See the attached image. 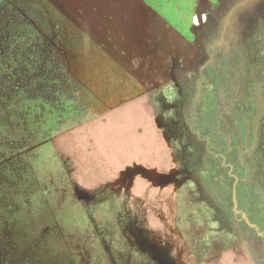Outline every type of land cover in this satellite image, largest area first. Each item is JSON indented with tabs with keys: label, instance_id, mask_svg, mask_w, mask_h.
I'll list each match as a JSON object with an SVG mask.
<instances>
[{
	"label": "rangeland",
	"instance_id": "obj_1",
	"mask_svg": "<svg viewBox=\"0 0 264 264\" xmlns=\"http://www.w3.org/2000/svg\"><path fill=\"white\" fill-rule=\"evenodd\" d=\"M7 1L35 23L42 32L47 46L67 65L70 56L60 38L64 24L62 26L60 20L51 17V15L56 16L57 8H50L55 1ZM160 1H158L159 10L163 19L165 21L169 19L171 23L177 25L178 30H182L176 33L178 38L175 39V48H173L176 52L171 51L172 55L170 54L169 58V73L173 76L171 82L174 81L175 74L179 73L185 77L181 95L177 96L172 90L169 98L163 97L161 95L163 92H159L165 86L152 91L159 122L174 150L178 176L182 178L186 173L191 176L181 189L183 194L177 196L178 230L175 228L173 215L171 219L166 217V224L163 223L160 228L152 225L154 230L152 231L151 228L146 233L156 241L157 247H154V253L148 256L151 259L149 260L146 258L147 255L142 254L141 249L133 246L124 247L119 241L121 233L118 229L113 227L112 231L108 230V227L111 229L113 226L111 224L116 217L109 216L105 208L108 205L105 200L104 203L102 200L98 202L99 196L110 197L107 191L104 193L102 190H92L98 198L93 202H87L90 213L88 216L73 188L74 182L83 188L87 186L77 183L78 178L72 171L75 163L71 156L72 136L78 131L72 128L73 133L69 129L53 137L55 152L58 155L54 158L56 163L55 165L47 163L43 178L41 177L42 182L40 179L34 184L38 189L31 194L33 205L25 210L21 208L15 211L10 223L0 224V264H174V262L176 264H264V230L250 219L246 211L239 209L237 178L231 167L234 156L232 154L225 157L227 145L217 141L216 134L212 132L214 130H210L208 124L203 123L200 113L207 70L217 64L215 57L222 52V47L229 44L225 33L236 21L247 20L248 16L245 13L257 6L262 7L264 0ZM243 12L244 15L240 17L239 14ZM199 15L202 16L199 18ZM233 29L239 31L233 38L239 40V45L242 44L244 29L242 26ZM254 32L257 37H262L259 48L264 49V34L260 35V30L257 28ZM250 44L253 49L255 43ZM248 49L244 44L240 47L242 55L236 71L238 76L236 83L240 84V87L243 81L250 80L245 73L248 57L252 58L248 55L251 52ZM172 58L173 63H171ZM196 64L199 66L194 70L190 83L189 79L186 80L188 75L186 73ZM260 68L262 66L254 64L256 72L253 69L251 76V79H256L258 88L262 83H258L257 79L261 80L264 77V70ZM223 88L221 86V91ZM261 92H263L262 88L255 90L253 98L259 104V117L264 118V94ZM227 94L232 93L228 91ZM221 98V96L217 97L216 100ZM171 99L175 100L170 101ZM169 103L173 106L170 112H168L170 109L164 107V105L169 106ZM247 121L251 124L249 129L251 135L247 136L251 145V142L259 139L261 127L257 124L254 114L252 117L249 116ZM216 126L218 127L217 120ZM173 136H177L175 144ZM180 138L183 140V145L178 144ZM174 145L180 147L176 149ZM200 152L212 154L217 160L219 171L217 179H224L220 180L221 185L217 182L204 184L196 164L197 153ZM219 153L224 156V160L219 159ZM68 156L70 159H67ZM187 190L190 191L188 197L184 193ZM211 206L215 213L213 216L208 209ZM241 214L248 225L243 222ZM261 214L264 216V209ZM5 215L1 216L7 220ZM95 225L99 231L96 230ZM175 230L178 232L175 233ZM146 237L137 236L136 242L143 245V239L147 240ZM169 252L172 256H169ZM110 256L112 259L109 258Z\"/></svg>",
	"mask_w": 264,
	"mask_h": 264
},
{
	"label": "crops",
	"instance_id": "obj_2",
	"mask_svg": "<svg viewBox=\"0 0 264 264\" xmlns=\"http://www.w3.org/2000/svg\"><path fill=\"white\" fill-rule=\"evenodd\" d=\"M52 1L51 17L64 24L67 67L94 113L72 129L76 134L70 129L72 171L87 187L77 186L88 195L117 191L144 227L160 228L173 215L178 230V185L166 178L176 175V159L152 91L172 84L169 58L182 30L163 19L160 0Z\"/></svg>",
	"mask_w": 264,
	"mask_h": 264
},
{
	"label": "trees",
	"instance_id": "obj_3",
	"mask_svg": "<svg viewBox=\"0 0 264 264\" xmlns=\"http://www.w3.org/2000/svg\"><path fill=\"white\" fill-rule=\"evenodd\" d=\"M245 15L247 20H238L226 30L229 44L215 57L217 64H210L212 67L207 70L200 113L203 123L216 131L212 132L217 141L227 145L225 157L234 156L231 167L237 178L239 209L246 211L250 219L264 230V216L261 214L264 209V118L259 117V104L253 98L257 89L262 88L264 94V77L257 79L262 83L259 88L256 79H251L254 64L264 70V49L259 48L262 37H257L254 32L257 28L260 35L264 34V4ZM236 26H242L245 31L241 40L244 42L240 45L239 40L233 38L239 33L233 29ZM251 42L255 43L253 49ZM243 44L246 49L250 47L248 55L252 58L248 57L245 70L250 80L243 81L240 87L236 83V71ZM176 85L172 83L159 93L174 89L180 96ZM221 86L224 87L223 94ZM81 89L66 63L47 46L35 23L7 0H0V216L6 214L7 217L5 220L1 216L0 224L10 223L15 211L33 205L31 194L38 189L34 184L43 178L47 163H56L54 158L58 155L53 137L94 116L81 97ZM228 91L232 94H227ZM220 96V101L216 100ZM152 101L156 108L153 95ZM253 114L261 127V135L249 145L247 136L251 135V124L247 118ZM176 137L173 136L174 144ZM178 142L183 145L181 138ZM180 145L174 146L178 149ZM219 156L224 160L221 153ZM196 159L198 174L204 184L217 182L221 185L220 180L224 179H217L219 171L215 157L200 152ZM208 209L211 216L215 215L212 206ZM241 217L248 225L242 214Z\"/></svg>",
	"mask_w": 264,
	"mask_h": 264
},
{
	"label": "flooded vegetation",
	"instance_id": "obj_4",
	"mask_svg": "<svg viewBox=\"0 0 264 264\" xmlns=\"http://www.w3.org/2000/svg\"><path fill=\"white\" fill-rule=\"evenodd\" d=\"M199 16H202V15H199ZM198 66H199V64H196V66L191 71H189V72L187 71V73H186V74H188L186 80L189 79L188 81L190 83L192 81V76L194 74V70H196L198 68ZM178 76H180L181 79L183 80V81L181 80L182 81L181 82V87L176 85L179 88V90L177 92H179L181 94V90L183 89L182 83H185V81H184L185 77H182L179 73H178ZM172 83L173 84H177L175 79H174V81ZM168 91L165 92L163 97L165 96V97L169 98L170 95H172L171 94L172 89H169ZM175 91L176 90L173 89V93H175L178 96V93H176ZM174 100L175 99H173V100L171 99L170 101H174ZM164 107H165V109H168V110L170 109L168 112H170L172 110L171 108H173V106H171V103L169 104V106H165L164 105ZM175 177L177 178V179H175L176 182H177V185H178V183L180 185V186H178V195H182L183 192L181 193V189L183 188V186H185L186 182L188 181L187 179L191 178V176L186 173V175L184 177L179 178L178 173H177V165H176V175H175ZM73 188H74L75 195L80 200V203H82V206L84 207L85 212L87 213L88 216H90V213H89V210H88L86 204H87L88 201H92V202L95 201L98 197H95L94 194L93 195H88V193L82 192L81 189L77 186V184L75 182L73 184ZM106 193H109L110 197L105 198L103 196L101 197V196L98 195L99 196L98 199H100V200H98V202L102 200V203H104V200H105L107 202V204H108L107 207H105V208H106V211L109 212V214H110L109 216L116 217L113 220V224H111L113 226L111 227V229H110V227H108L109 228L108 230L112 231L113 227L118 229V231L121 233V239L119 241L122 242L124 247L130 248V247L133 246V247H135L137 249L139 248V249L142 250V254L144 256L147 255L146 258L151 260L150 257H148V256H150L151 254L154 253V250H155L154 247H157V243H156V241L151 239L150 236L146 232L151 230V228H152V231H153L154 227L152 225H150V224H147L146 227H144V225L140 222V219H139L138 216L131 215L128 212V210H127L125 201L122 203L123 199H121V195L117 191L115 192V191H111L109 189ZM184 193H185V196L188 197V195L190 194V191L187 190ZM96 230H98L97 226H96ZM143 235L147 236L146 237L147 240L143 239L144 243L142 245V244L136 242V239H137V236H138V238H140ZM144 245H146V246H144ZM168 254H169V256H172L170 252ZM109 258H111V256ZM151 258L154 259V257H151Z\"/></svg>",
	"mask_w": 264,
	"mask_h": 264
},
{
	"label": "water",
	"instance_id": "obj_5",
	"mask_svg": "<svg viewBox=\"0 0 264 264\" xmlns=\"http://www.w3.org/2000/svg\"><path fill=\"white\" fill-rule=\"evenodd\" d=\"M200 17H201V16H199V18H200ZM175 71H176V70H175ZM175 80H176L177 85L181 87V80H182L181 77L175 74ZM166 178H167V179H170V178H171V179H177V178L175 177V174H174V173L168 175ZM244 215H245V213H244ZM245 216H246V215H245ZM253 225H254V224H253ZM171 260H172V259H171ZM174 264H176V263L174 262Z\"/></svg>",
	"mask_w": 264,
	"mask_h": 264
}]
</instances>
